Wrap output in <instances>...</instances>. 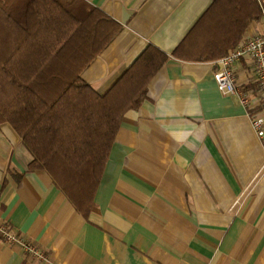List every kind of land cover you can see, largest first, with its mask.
<instances>
[{"label": "crops", "instance_id": "obj_1", "mask_svg": "<svg viewBox=\"0 0 264 264\" xmlns=\"http://www.w3.org/2000/svg\"><path fill=\"white\" fill-rule=\"evenodd\" d=\"M84 1L121 26L82 74L96 92L150 46L169 61L124 116L87 217L47 172L28 170L31 153L0 126V223L18 238L0 237V264H264L259 109L222 94L214 79L225 54L264 33V0L242 36L239 15L218 0ZM180 47L183 59L174 57ZM234 71L239 88L257 90L249 59Z\"/></svg>", "mask_w": 264, "mask_h": 264}, {"label": "trees", "instance_id": "obj_2", "mask_svg": "<svg viewBox=\"0 0 264 264\" xmlns=\"http://www.w3.org/2000/svg\"><path fill=\"white\" fill-rule=\"evenodd\" d=\"M223 4L239 15L241 36L262 17L256 0ZM120 32L84 0H0V126H12L31 153L28 170L47 172L86 217L124 116L143 105L169 61L150 46L99 94L82 74ZM174 57L184 58L181 47Z\"/></svg>", "mask_w": 264, "mask_h": 264}, {"label": "built area", "instance_id": "obj_3", "mask_svg": "<svg viewBox=\"0 0 264 264\" xmlns=\"http://www.w3.org/2000/svg\"><path fill=\"white\" fill-rule=\"evenodd\" d=\"M249 59L257 78L258 88L243 90L238 87L234 66L241 60ZM218 69L214 72V79L219 91L224 95H238L246 109H259L253 117L254 127L261 135L264 125V33L246 36L242 43L228 56L219 60ZM0 237L8 243L18 241L17 236L6 224L0 223ZM30 253L36 254L33 247L27 248Z\"/></svg>", "mask_w": 264, "mask_h": 264}]
</instances>
